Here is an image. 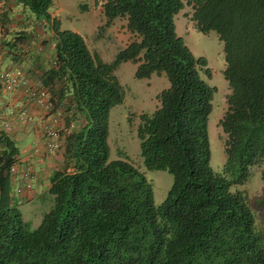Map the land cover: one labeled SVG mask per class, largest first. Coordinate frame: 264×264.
Masks as SVG:
<instances>
[{
	"label": "trees",
	"instance_id": "obj_1",
	"mask_svg": "<svg viewBox=\"0 0 264 264\" xmlns=\"http://www.w3.org/2000/svg\"><path fill=\"white\" fill-rule=\"evenodd\" d=\"M14 1L50 22L54 62L40 82L60 83L52 96L71 103L77 127L64 136L70 170L50 174L52 204L34 229L9 197L17 148L0 132V264H264V234L245 194L232 190L264 162V0H104L105 24L123 18L132 35L109 62L59 28L52 0ZM183 5L197 31L222 42L229 92L218 120L220 173L209 166L206 133L215 89L200 77L209 75L205 59L175 32ZM125 61L136 64V78L162 73L168 81L136 127L143 166L172 176L158 206L142 172L109 158V110L124 97L114 71Z\"/></svg>",
	"mask_w": 264,
	"mask_h": 264
},
{
	"label": "rangeland",
	"instance_id": "obj_2",
	"mask_svg": "<svg viewBox=\"0 0 264 264\" xmlns=\"http://www.w3.org/2000/svg\"><path fill=\"white\" fill-rule=\"evenodd\" d=\"M103 2L104 0H52L49 12L54 14L53 18L58 21L60 29L77 32L91 52H95L102 61L109 62L116 52L131 40L132 35L126 30L123 18H115L110 24H105L102 14ZM190 15V7L183 5L182 9L174 15L175 18L173 17L175 32L183 39L184 44L194 57L205 59V67L208 69L209 75L202 72L200 77L215 89L207 118L206 133L209 166L213 172L220 173L225 155L223 153V134L218 126V120L225 111V97L229 92L227 82L223 77L225 63L222 42L212 30L205 34L197 31ZM40 24L37 23L39 26ZM135 68L136 64L125 61L119 63L114 71L123 87L124 97L121 103L114 105L109 110L107 138L109 158L126 159L142 172L150 184L153 205L158 206L165 198L172 183V176L165 170H148L143 166L142 158L139 155L136 127L141 113H151L156 108L158 105L156 95L168 86V81L162 73L159 75L152 73L147 78H136L134 77ZM61 102L64 105L67 101L64 99ZM75 118L71 111L67 119L66 116L64 119L62 118V127L57 122L53 124L58 129V145L52 153H44L41 156L44 162L50 164L49 169L52 166L56 170L70 168L66 166L64 159L62 161L60 154L63 156L65 136L63 127L69 121L77 122ZM43 124L47 125V122ZM263 171L264 162L250 167L246 181L241 185L234 186L232 190H239L245 194L248 206L254 216L255 227L264 234V179L261 176ZM16 198L19 200L17 206L21 204L22 220L27 223L30 229L37 227L43 213L52 204L50 194L43 196L41 203L34 207L26 203L25 197L18 194Z\"/></svg>",
	"mask_w": 264,
	"mask_h": 264
},
{
	"label": "crops",
	"instance_id": "obj_3",
	"mask_svg": "<svg viewBox=\"0 0 264 264\" xmlns=\"http://www.w3.org/2000/svg\"><path fill=\"white\" fill-rule=\"evenodd\" d=\"M50 17L53 19V13ZM175 18V16H174ZM124 21V20H123ZM37 23H41L40 26ZM125 23V22H124ZM54 62V41L50 22L42 18H36L31 12L14 0H0V68H20L25 76L26 87L43 88L50 100L55 101V94L60 88V83H54L51 86H42L40 76L44 70L52 66ZM52 93H51V92ZM55 93V92H54ZM65 97H62L64 100ZM54 104L51 112L59 116L57 123L62 127L61 121L71 113V103L59 101ZM58 103V104H57ZM14 104L17 107L26 105L30 113L34 116L32 124H20L12 120L11 128L5 131L1 126L0 132L4 133L14 142L17 148L16 158L33 169L31 189L22 188L20 192L14 193L13 186L16 185L11 177L9 180V197L16 204L19 203L16 196L19 194L25 197L26 203L34 207L41 203L42 197L49 195V177L52 171L56 170L54 166L49 169V163L41 158L46 153L43 147L41 125L48 118V113L36 102L27 101L24 97L23 89L19 88L11 93H6L0 88V109L5 111L8 106ZM67 106L69 110L67 111ZM7 118V117H5ZM4 119V118H3ZM72 125L71 127H68ZM37 126V127H36ZM77 127V122L69 121L64 127L63 132H70ZM2 143L0 142V149ZM63 161V156L60 154ZM50 161V160H49ZM32 165V166H31ZM19 169V168H18ZM66 170H70L67 168ZM51 196V195H50ZM52 197V196H51ZM21 203V202H20ZM18 209L20 210L21 204Z\"/></svg>",
	"mask_w": 264,
	"mask_h": 264
},
{
	"label": "built area",
	"instance_id": "obj_4",
	"mask_svg": "<svg viewBox=\"0 0 264 264\" xmlns=\"http://www.w3.org/2000/svg\"><path fill=\"white\" fill-rule=\"evenodd\" d=\"M0 88L6 93H11L22 88L27 101L36 102L43 110L50 112L45 121L47 125L43 124L42 126V141L44 151L52 153L58 145L57 141L59 137L58 129L53 125L59 120V116L57 113L51 112L56 102L50 100L43 88L35 87L31 89L26 87L25 76L20 68H0ZM9 117H12L13 121L20 124H32L34 122V116L30 113L27 104L17 108L14 104H11L5 111H1L0 109L1 126L5 131H9L11 128L12 120ZM71 126L69 125L68 127ZM67 133L69 132L67 131ZM7 173L15 183L18 182L13 186L14 192L18 193L22 188L31 189L33 169L25 164H21L16 156L13 157V162L8 166Z\"/></svg>",
	"mask_w": 264,
	"mask_h": 264
},
{
	"label": "clouds",
	"instance_id": "obj_5",
	"mask_svg": "<svg viewBox=\"0 0 264 264\" xmlns=\"http://www.w3.org/2000/svg\"><path fill=\"white\" fill-rule=\"evenodd\" d=\"M66 135V134H65Z\"/></svg>",
	"mask_w": 264,
	"mask_h": 264
}]
</instances>
